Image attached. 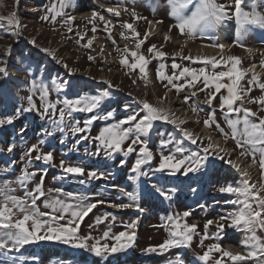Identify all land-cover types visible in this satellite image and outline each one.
<instances>
[{
    "label": "rangeland",
    "instance_id": "1",
    "mask_svg": "<svg viewBox=\"0 0 264 264\" xmlns=\"http://www.w3.org/2000/svg\"><path fill=\"white\" fill-rule=\"evenodd\" d=\"M217 2L228 4L230 0H217ZM105 3L116 5L120 3V0H73V7L66 10L75 17L73 31L70 33L67 31V26L61 22V18H58L54 24L41 19L45 14L46 6L50 4V0H0V16H9L16 12L23 25L18 38L0 29V61H6L8 72L7 76L0 73V117L6 114L15 115L17 108L27 107L25 97L30 94L28 88L33 79L42 80L49 86V99L53 101L57 98L61 100L65 97L73 99L77 96L108 93L97 109L91 113L74 112L73 116L68 118V126L65 127L64 132L54 131L52 136L46 135L47 131H53L51 119L41 118L35 112H20L12 125L0 126V183L4 180L15 181L16 177L21 174V170L26 166L29 167V171L46 169L43 182L45 197H40L37 200V205L41 211H50L44 206L46 198L54 199L59 196L60 199H68L63 194L66 192L83 193L92 197V202H95V199H104L105 201L129 203V198L125 193L138 191V202L140 207L145 209L143 213L135 208L115 209L110 207L108 203L100 204L84 218L79 229L81 235L91 232L93 236H100L109 226H111L114 233L124 231L126 223L138 218L136 239L131 248L106 259L97 257L84 249L73 247L72 244H64L56 240L37 241L25 245L19 252L0 249V260L5 261L6 264H181V262L182 264H202L198 261L197 255L202 254L208 244L216 242L213 239L205 240L202 248L199 245V236L195 237L191 247H186L188 254L179 251L183 246L165 252H145L144 250L150 246H157L168 238L167 229L160 225L162 224V218L170 214L191 209L192 216L188 222L197 223L199 231L202 233L206 220L216 219L219 215L231 211L235 205L226 203V201H234L236 195L222 194L217 189L228 184L239 186L240 176L236 170L216 159L215 156H210V165L201 172L189 173L187 176L181 173L169 175L167 172L155 171L161 151L168 154L170 151L174 152L177 147L184 148L186 153L201 151L199 142L197 145H192L181 134L176 125L165 121L153 122L148 147L154 153V159L142 166V171L146 175L140 176L138 179L135 178L137 174L132 172L131 168L137 159L139 146H134L137 151L130 153L128 156L119 153L109 158L103 152L99 155H91L96 151V143L91 138L95 137L99 130L108 124L116 123L129 115L135 114L138 117L143 115L144 110L139 102L145 99L149 103L163 107L173 113L175 118L183 120L185 123L180 127L199 136L205 146L209 143L207 137H211V143L226 148L228 152L232 153V159L243 160L242 169L245 166L250 167L252 181H260L261 170L258 163H255L256 170L255 167L250 166L251 157H240L238 155L239 150L233 151L235 149L233 140L228 139L225 142V138L214 125L209 128L205 127L203 123L214 109L216 120L225 127L226 131L228 130L225 117L219 109V96L213 102V105L209 107L206 103L207 92L198 91L197 89L202 87V84H198L196 88L189 91L180 93L175 90L169 91L167 99L163 101L160 99L166 91L163 86L166 81L162 83L157 79L156 71L159 64L163 62L167 65L166 72L169 75L173 71L171 68L173 59L182 67H202L203 65L200 62L183 60L173 54L181 51L183 47L184 55L202 56L196 52L202 42L209 45L218 43V26L206 29L203 33H198L193 40H187L175 28L171 32L168 31L169 26L175 24L176 21L169 14L170 8L167 0H123L121 8L126 7L129 11H121L119 17L107 13L104 10L106 9L104 8ZM257 4H264V0H257ZM93 9L100 11L106 20H111L112 24L115 25L111 30V39L104 30V24L101 21L96 22L97 31L95 34L91 31L92 25L84 18L89 16ZM133 9L139 17L142 15L144 17L133 20L131 15ZM260 10L264 11V7H261ZM150 20H154L158 26V31L152 35L150 33ZM231 20L235 22L234 19ZM125 21L134 24V27L141 34V38H143L145 32H149L148 39L141 49L146 57L150 56L147 49L152 44H156L160 50L168 54L163 61L150 59L146 69V81L142 78L139 69L129 70L119 63L122 53L118 52L117 48L123 50L125 45L129 49L135 48L130 30L122 28ZM157 21L162 22L157 23ZM236 30L237 25L235 22L232 34L228 38L230 47H228V53L225 57L228 55L241 57L243 68H249L253 62H257L260 69L264 71V67H261L260 64L261 59L264 58V30L259 28L250 30L244 39L245 47L234 44ZM77 31L86 33L81 44L76 43L78 37L75 33ZM122 31L130 38H122L120 35ZM166 33L171 37L167 42L164 40ZM93 35L96 38L91 49L82 47V44L86 43L87 39ZM32 39H35L36 44L40 47L30 43ZM113 39L115 44L112 42ZM186 40L187 43L185 44ZM8 45L12 46L10 55L6 54ZM161 45H163L162 48H160ZM41 48L51 49L57 59L62 62L58 63L57 60L42 52ZM89 55L95 57V59L90 61L88 59ZM216 57L219 58L220 56ZM129 59L131 61L130 56ZM65 63L68 68L64 67ZM69 68L76 69V71L69 72ZM251 75L249 73L241 81L244 87H248L247 81L251 79ZM259 82L264 83V73L259 77ZM60 85H63V87L57 91V87ZM191 91H196L194 97L191 96ZM262 94L264 92L258 86H253L252 91L245 96V106L257 111L260 116H264V111L260 110V105L248 103V100L250 97H259ZM186 95L190 96L187 102L184 101ZM34 99L39 104L38 93L34 96ZM194 106L197 108L195 112L192 110ZM109 111L113 113L112 117L107 120L97 119L93 121L90 129L84 133L74 134L70 131L71 125L76 121H79L80 126L83 127L84 121L92 115L100 117L106 115ZM251 119L255 120L256 118L252 117ZM22 128L24 129L23 132L20 131ZM81 136L88 137V139H81ZM40 140L45 141L42 146L44 152H54V162L48 165L43 164L42 161L35 160L36 153H33L32 163L29 166L25 154L32 144H36ZM161 141H167L168 143L162 146ZM127 143L129 142H126L124 147H127ZM9 144H15V149L11 153L7 152ZM61 159L73 163H83L86 167H94L112 174L107 178L95 180L88 179L86 175H66L59 167ZM120 159L126 160L124 166L119 165ZM39 181L40 174L38 173L28 182L27 189L31 190ZM13 187L16 188L14 195H24V189L19 188L15 183ZM156 187L174 189L173 199H163L155 191ZM57 188L63 189V192L49 191ZM121 189H123V192ZM193 189H196V191L194 192ZM201 205L204 207H201ZM104 213H110L116 219L113 221L109 217L107 221L94 225L96 217L103 216ZM89 225H94V227L89 228ZM209 231L210 233L215 232V226H210ZM225 233L224 239L219 241L223 248L233 253L246 251L242 243L252 233L228 228L227 224ZM40 234L44 233L41 232ZM255 235L264 239V229L255 230ZM47 246L68 251L73 256L69 259L67 257L39 255L38 250ZM30 247L31 250H29ZM33 257L38 259H33ZM247 264H261V261L257 257L247 262Z\"/></svg>",
    "mask_w": 264,
    "mask_h": 264
},
{
    "label": "snow or ice",
    "instance_id": "2",
    "mask_svg": "<svg viewBox=\"0 0 264 264\" xmlns=\"http://www.w3.org/2000/svg\"><path fill=\"white\" fill-rule=\"evenodd\" d=\"M123 0L115 6L104 9L107 13L115 17L121 15V11H129L126 7L121 8ZM170 8V16L175 19V24L170 25L168 31L171 32L173 28L177 29L179 34L186 37L187 40H193L198 33H203L206 29L215 28L226 20L234 19L237 25L236 38L234 44L245 47L244 39L253 28L264 30V11L260 8L264 4L258 5L257 0H230L228 4L219 3L217 0H167ZM73 7V0H50V4L45 8V14L41 17L43 21L56 23L58 18L67 26V31H73V24L75 17L72 16L67 9ZM247 9V10H246ZM133 20L141 19L135 10H131ZM92 25L91 31L93 34L97 31L96 22L101 21L104 24V30L108 33L111 39V30L115 27L111 20H106L105 16L100 11L91 10L89 16L84 18ZM162 21H157L161 23ZM23 27L18 18V14L13 12L9 16H0V29L16 36L20 35V29ZM123 29L130 30L131 38L134 39L135 48L129 49L127 45L123 50L117 48L121 52L119 63L121 66L129 70L139 69L142 78L147 80V66L150 59H163L168 55L166 52L160 50L156 44H152L147 49L150 54L146 57L141 51L142 45L148 39L149 32H145L143 38L141 34L134 27L133 23L127 21L122 24ZM78 37L76 43L81 44L85 39L86 33L77 31ZM124 39L130 37L125 32L120 33ZM95 35L87 39L82 47L91 49ZM171 37L166 33L164 40L167 42ZM185 41V44L187 43ZM115 44V40H112ZM36 47L35 39L30 41ZM163 45L160 46L162 48ZM211 47L218 48L223 52L226 46L220 43H214ZM12 46L8 45L7 53L11 54ZM42 52L48 54L52 59L62 62L57 59L55 53L49 48H41ZM103 51V49H101ZM251 51V50H249ZM174 56H179L183 60L200 62L202 67L181 66L175 62L171 64L172 73L169 75L166 72L167 65L163 62L159 64L156 71L157 79L163 84L166 89L161 101L167 99L168 92L175 90L177 93L182 91H189L196 88L198 84L202 87L197 90L200 92H207L206 103L209 107L219 96V109L225 117V127L220 124L215 118V110L213 109L207 119L203 121L205 127H213L225 138V142L231 139L235 142V149L239 150L240 157H251L253 163H258L261 170L260 181H252L250 173L244 169L241 164L232 159V153L228 152L226 148H221L219 144L213 145L211 137H207L209 143L205 146L201 138L194 133L180 127L183 120L175 118V115L163 107L153 105L147 99L140 101L144 114L137 116L135 114L127 116L116 123L108 124L102 127L98 134L91 139L96 143V151L91 155H99L101 152L106 157H113L116 154L122 153L128 156L130 153L137 151L134 146H139L138 156L132 165L131 171L136 173L135 177L146 175L142 171V166L154 159V153L149 149V134L153 128L154 121H165L176 125L181 134L192 144L200 143V152L190 151L185 152L182 147H177L175 151H170L168 154L164 152L159 153V163L155 171L167 172L169 175L181 173L187 176L189 173L201 172L208 165H210V156H215L216 159L228 164L232 169L239 173V186L228 184L221 186L217 190L222 194H235L234 201H226L232 203L235 207L231 211L219 215L216 219H208L204 222L203 232L199 231L197 223H189L188 220L192 216V210H184L176 212L162 218L161 227L168 231V238L163 243L157 246H150L145 249V252H165L177 247H191L194 238L199 236V245L204 247L205 240L213 239L214 243L208 244L202 254L197 255L198 261L202 264H247V262L259 257L261 264H264V239L255 235V229H264V116H260L257 111L245 106V96L252 91L253 86H258L264 92V83L259 82V77L255 73L256 67L253 64L250 68H243L241 57L235 55H228L227 57L221 55L216 56H196L191 54L184 55L183 47L181 51L174 53ZM131 57V61L129 59ZM90 61L95 57L89 55ZM261 67H264V58L260 61ZM64 67L68 68L65 63ZM69 72H75L76 69L69 68ZM0 73L7 76V63L0 61ZM251 73V79L247 81L248 87H244L241 81ZM182 81V82H181ZM110 84V82H108ZM135 83V81H133ZM63 85L57 87V91ZM223 90V92H222ZM30 93L25 97L27 107L17 108L15 115H4L0 117V126L12 125L17 115L20 112H35L41 118H49L52 121L53 131H47V136H52L54 131L64 132L65 127L68 126V118L73 116L74 112H88L91 113L97 109L108 95L104 92L102 95H84L76 98L64 99L57 98L50 100V89L42 80L37 81L33 79L28 88ZM39 94V104L34 99L36 94ZM196 91H191V96L194 97ZM190 96H185L184 101L187 102ZM248 103H257L260 105V110L264 111V94L259 97H250ZM59 106V107H58ZM194 112L197 108L194 106ZM111 111L104 116L92 115L89 119L84 121L83 127L80 122L76 121L71 125L70 131L72 133H84L90 129L93 121L97 119H105L112 117ZM55 117V118H54ZM255 117L256 119H251ZM129 125V126H125ZM21 132L24 131L22 128ZM81 139H88V137L81 136ZM79 142V141H78ZM127 147H124L125 143ZM45 141L40 140L36 144H32L25 158L27 164L32 163V154L36 153L35 160L42 161L43 164H52L54 162V152L42 150ZM63 143V141H61ZM167 141H161V145L167 144ZM15 149V144H9L7 152L11 153ZM179 154V155H178ZM126 160L120 159L119 165L124 166ZM59 167L64 174H72L84 176L88 179L95 180L107 178L112 173L102 171L94 167H86L83 163H73L61 159ZM40 174V181L31 189H27V184L33 177ZM44 174L46 169H34L29 171V167L21 170V174L16 177L15 181L4 180L0 183V249L7 251L15 250L19 252L25 245L35 243L43 240H56L64 244H72L73 247L84 249L97 257L107 258L116 253L125 252L133 246L136 239V229L138 218L124 225L125 230L120 232H113L111 226L107 227L100 236H93L91 232L86 235H81L79 229L84 218L92 212L100 204L108 203L110 207L115 209L135 208L143 213L145 209L140 207L138 202L139 192L125 193L129 198V203H118L112 201H105L104 199H95L92 202V197L83 193L66 192L63 193L68 199H60L57 196L54 199H45L44 206L50 211H41L37 205V200L40 197H45V190L43 187ZM24 189V195L18 196L13 193L16 188ZM83 183V181H81ZM56 193H62L63 189L57 188ZM123 192V189H121ZM155 191L165 200H172L175 193L174 189H165L163 187H156ZM195 192L196 189H193ZM201 207H204L201 205ZM206 210V209H205ZM115 220L116 217L110 213H104L103 216L96 217L94 225H99L104 221ZM236 230L250 232L252 235L247 236L242 243L246 249L245 252H236L225 249L221 246L219 241L223 240L225 233V226ZM89 225V228L94 227ZM215 226L216 231L210 233V226ZM43 232L44 234H40ZM33 259H38L33 257ZM0 264H6L5 261L0 260ZM182 264V262H181Z\"/></svg>",
    "mask_w": 264,
    "mask_h": 264
},
{
    "label": "bare ground",
    "instance_id": "3",
    "mask_svg": "<svg viewBox=\"0 0 264 264\" xmlns=\"http://www.w3.org/2000/svg\"><path fill=\"white\" fill-rule=\"evenodd\" d=\"M114 5L113 4H109V3H105L104 4V8L112 7ZM141 17H144V16L142 15ZM149 23H150V33H151V35L155 34L158 31V26H157L156 22L154 20H150ZM234 26H235V22H233V20H231V19L228 20V21L223 22L220 25H218V28H217L218 43L224 44L226 46H230V42H229L228 38L231 36ZM201 45H199L198 50L196 51L198 55H208V56H221V55H223V56H225L228 53V51H227L228 48H226L223 52H221L220 49L211 47V45H209L206 42H202ZM253 64L256 65V67L254 69L255 73L258 75V77H261V75L264 73V71L262 69H260V66H259V64L257 62H253L252 65ZM205 130H206V128H205ZM218 139H216V141H218ZM236 162L239 163V164L241 163V166L244 165L243 160H241V159L236 160ZM250 166H253V167L256 168V164L253 163V162H251ZM244 169H246L251 174L249 166L243 167L242 170H244ZM256 170H257V168H256ZM258 229H260V228L257 227L255 230H258ZM29 250H31V247L29 248ZM179 251H182L184 254H188V251H187L186 247H183ZM38 253H41V254H44V255H52V256H56V257H67L69 259L73 256V254L68 252V251L61 250V249H59L57 247H49V246L39 249ZM36 254H37V252H36Z\"/></svg>",
    "mask_w": 264,
    "mask_h": 264
}]
</instances>
